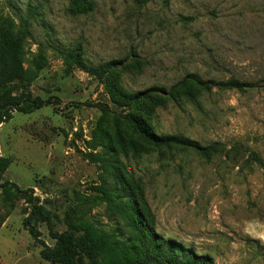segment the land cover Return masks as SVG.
<instances>
[{
  "label": "rangeland",
  "instance_id": "rangeland-1",
  "mask_svg": "<svg viewBox=\"0 0 264 264\" xmlns=\"http://www.w3.org/2000/svg\"><path fill=\"white\" fill-rule=\"evenodd\" d=\"M70 2L0 0V76L5 40L24 73L0 89V103H45L0 125L9 161L0 264H50L28 233L29 215L50 249L88 229L124 242L127 201L157 235L208 264H264V170L251 156L264 162V0H91L79 15ZM190 75L253 87H177ZM130 117L220 151L156 148Z\"/></svg>",
  "mask_w": 264,
  "mask_h": 264
},
{
  "label": "trees",
  "instance_id": "trees-1",
  "mask_svg": "<svg viewBox=\"0 0 264 264\" xmlns=\"http://www.w3.org/2000/svg\"><path fill=\"white\" fill-rule=\"evenodd\" d=\"M92 7L91 0H71L68 11L76 15L86 14L91 11ZM4 54L7 67L5 75L0 76V89L10 82L22 81L24 78L16 44L5 40ZM187 83L206 90L242 91L253 87L250 83L235 79L202 82L193 75L184 78L178 83L177 87H186ZM145 94L147 93L130 97L128 103L134 104L142 101ZM43 106H45V103L38 100H23L22 102L8 104L0 103V125L10 120V112L13 110L28 114L41 109ZM138 111L143 113L144 116L148 115L143 109ZM129 119L134 131L147 144L156 148H182L209 157L218 154L220 151L221 145L219 143L204 147L178 136H158L151 130L145 120L135 117ZM251 156L254 162L264 170V162L255 153H252ZM8 166V159L0 157V174ZM5 184L0 185V188L6 193ZM12 188L16 193L20 192L15 186H12ZM119 214L121 215L120 222L124 223L125 228L129 230V235H127L124 242L113 239L102 232L88 229L76 234L73 233L74 231H70L63 236H59L57 245L50 249L37 240L35 222L32 221L31 215L27 217L25 226L28 228V233L33 240L42 246L41 259L50 264H85L86 262H88L86 264H98L99 261L104 262V264H208L205 257L197 256L193 250L185 248L181 243L174 240H165L157 235L154 228L148 223V218L133 202L127 201L125 204L120 205ZM5 218L6 216L0 219V225Z\"/></svg>",
  "mask_w": 264,
  "mask_h": 264
}]
</instances>
